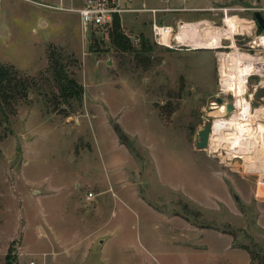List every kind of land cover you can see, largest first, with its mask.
Here are the masks:
<instances>
[{"label":"rangeland","instance_id":"374dc122","mask_svg":"<svg viewBox=\"0 0 264 264\" xmlns=\"http://www.w3.org/2000/svg\"><path fill=\"white\" fill-rule=\"evenodd\" d=\"M79 3L0 0V69L17 86L0 99V264H264V121L254 119L264 71L236 97L221 84L233 72L232 43L207 31L225 34L226 12L238 23L237 54L264 69V30L252 15L264 18V0H132L170 7L157 23L174 35L179 20L196 25L187 38L208 48L158 46L151 14H124L120 31L129 42L142 35L148 51L83 37L78 14L48 7ZM57 65L83 87L81 100L62 98ZM236 99L249 119L239 108L214 116ZM208 119L209 144L198 150L193 136ZM222 120L243 125L234 146L254 153L242 157L227 140L213 151Z\"/></svg>","mask_w":264,"mask_h":264},{"label":"bare ground","instance_id":"6f19581e","mask_svg":"<svg viewBox=\"0 0 264 264\" xmlns=\"http://www.w3.org/2000/svg\"><path fill=\"white\" fill-rule=\"evenodd\" d=\"M224 22H225V25L227 26V31L225 30V34H222V32H221L222 30L215 32V30H210L209 31L207 29V31L210 33L211 38H214L213 43H216L217 40H219V36L221 37L222 35H226V37H228L227 39H229L231 41L232 44H231L230 48L234 50L233 55L231 54V56H225V57H226V61H229L230 63H232L231 71H233V72H231L232 73L231 74L228 71L227 72L224 71L223 72L224 73V75H223L224 78L222 79L221 84H222V86L224 88H227V89L231 85L234 86L236 88V92L234 93L235 96L236 95L237 96H240L243 99L244 96H246V92H247L246 91L245 84L247 82L248 77L250 75H252L253 73L254 74H258L261 71H264V69L262 68V66L260 65V63L258 64V62L256 60H254L252 62L251 61V58H248L247 56H244V55H240V54L238 55L237 54L239 52H237V49L235 48V46L233 44V35L235 33V30L237 29V26L236 25H238V23L235 24V22L228 21L226 18H225V21ZM188 28H189V30H190V28H192L191 32H195L196 29H197V26L196 25H190V24H188V25H184L183 27H181L179 29V32L175 35V41L178 42V43H183V45L191 46L192 49H208L207 47H204V45H201V43H199L197 45L198 42H196L194 40L192 41L189 38H187V36L190 34L189 33L190 31L188 30ZM236 33H237V31H236ZM217 47H219V45H214V46L211 45V48H217ZM238 99L235 100L234 108L235 109L236 108L241 109V111H239L240 113H239L238 119L240 118L242 120L241 122H244V121H246V119H249V107L250 106H249V104L247 102H241ZM224 111H225L224 106H221V107H219L218 111L216 112V114L214 116H216V115L217 116L224 115ZM254 116L257 117V118H254L255 120H258L260 122L261 121L263 122L264 121V108L261 107L259 109V111H256V114ZM252 121H253V119H252ZM252 124L253 123H251L250 125H246V126L251 127ZM255 124H257V123H255ZM259 124L260 123H258V126L256 128L257 129L256 132H258V134L260 133V130H261V127H262V125H259ZM241 126L243 127V125L241 123H240V125H236V124H231V123H229V122H227L225 120L224 121L223 120L222 121H215L213 123V126H212L213 131H214V133L216 135H218L221 138L214 139V141H213L214 143L211 144V147H212L213 151H217V150L219 151L220 148L223 149L224 146H222V143H224L225 140H227V141H230L229 142L230 145H233L232 146L233 149H235V150H237V152L241 153L242 157H244L243 155L254 153L255 149L254 150L253 149L252 150L250 149L248 151L246 146L244 148V151L243 150L241 151V148L239 149V148H236L235 147L236 146L235 144H237L238 141L241 140L240 139L241 133L238 130V129L241 128ZM225 130H230V132L232 134H229L227 136V133H224ZM241 132H242V129H241ZM252 134H253V132H252ZM247 137H248V135H247ZM262 138H263V141H264V136ZM259 149H261V148H259Z\"/></svg>","mask_w":264,"mask_h":264},{"label":"built area","instance_id":"2783aa9c","mask_svg":"<svg viewBox=\"0 0 264 264\" xmlns=\"http://www.w3.org/2000/svg\"><path fill=\"white\" fill-rule=\"evenodd\" d=\"M79 1L80 3L77 8H73V7L65 8L61 5L59 7H55V6H48V7L62 11L74 12L78 14L79 26L83 37H86L90 32L106 34L109 37L113 29L115 19L119 21V24L122 27L123 26L122 17L124 14L138 15L143 13H149L152 15L151 22L149 24L150 34L153 42L156 45L168 49L173 47L189 48L187 47V45H183V43H178L175 41V35L179 32V29L184 25H188V24L177 23V27H176L177 33L174 35L173 27L171 25L157 23L156 15L158 13H166L171 11L168 7H164L162 9H147L145 7L134 8V7H130L132 0H79ZM161 1L167 3L170 0H161ZM224 15L226 18L227 17L226 12H224ZM134 19L136 20L137 17L135 16ZM210 29L215 30V32L217 31L216 28H210ZM130 42L134 45H138L140 43V37L133 36ZM172 43L174 45H172ZM233 108H234V104H232V109ZM231 117H234V113L232 114V112L230 113V118ZM244 127H246V129L249 130L248 126L245 125ZM252 129L254 130L255 127H253ZM246 141H249V139L246 138ZM208 144H209V140H208ZM91 197L92 195L89 194L88 198Z\"/></svg>","mask_w":264,"mask_h":264},{"label":"trees","instance_id":"16d2710c","mask_svg":"<svg viewBox=\"0 0 264 264\" xmlns=\"http://www.w3.org/2000/svg\"><path fill=\"white\" fill-rule=\"evenodd\" d=\"M258 30L262 31V29H260L259 27ZM109 37L110 43L115 49L125 51L130 48V42L124 37V35L120 31V24L117 19H115L114 21V26ZM139 37L141 41L142 51L150 50L147 40L142 35H140ZM55 74L62 98L66 101L81 100V97L83 95V87L78 85L73 79L69 78L64 72V69L61 65L56 66ZM14 87L17 88V86L13 84L7 72L5 70L0 69V99L6 101L14 97V91H11V89ZM21 88L22 90H24L26 87L24 88V86H21ZM0 114L1 116H4L5 114L1 106Z\"/></svg>","mask_w":264,"mask_h":264},{"label":"water","instance_id":"95a60500","mask_svg":"<svg viewBox=\"0 0 264 264\" xmlns=\"http://www.w3.org/2000/svg\"><path fill=\"white\" fill-rule=\"evenodd\" d=\"M254 21L256 22L257 26L264 30V18L262 17V14L260 12H254L253 13ZM110 64V62H108ZM217 103L221 104L222 99L217 98ZM232 109V104H227L225 107L224 115H227ZM209 129H210V123L209 121H205L203 126L198 130L197 136L195 139V147L198 150L206 149L208 146V140H209Z\"/></svg>","mask_w":264,"mask_h":264},{"label":"flooded vegetation","instance_id":"af4514ba","mask_svg":"<svg viewBox=\"0 0 264 264\" xmlns=\"http://www.w3.org/2000/svg\"><path fill=\"white\" fill-rule=\"evenodd\" d=\"M253 13H254V12H253ZM253 13H252V15H253ZM214 101H215V103H216L217 105H221V104H218V103H217V98H216V97L214 98ZM210 109H213V107H210ZM200 110H202V109H200ZM209 118H211V117L209 116ZM208 121H209V123H210V129H209V137H210L211 121H212V120H211V119H208ZM202 126H203V125H202ZM202 126H201V127H202ZM198 130H199V129H198ZM198 130L195 131V134H194V136H193V138H194V145H195V139H196V136H197V132H198Z\"/></svg>","mask_w":264,"mask_h":264},{"label":"crops","instance_id":"0c3cea01","mask_svg":"<svg viewBox=\"0 0 264 264\" xmlns=\"http://www.w3.org/2000/svg\"><path fill=\"white\" fill-rule=\"evenodd\" d=\"M258 1H259V0H258ZM169 9H170L171 11L166 12V14L173 13V12H172L173 9H171L170 7H169ZM174 12H175V11H174ZM186 21H187V20H186ZM40 23H41L42 26H44V25L46 24V23H43V21H41V20H40ZM178 23L189 24V23H187V22H183L182 20H179ZM190 25H191V23H190Z\"/></svg>","mask_w":264,"mask_h":264}]
</instances>
